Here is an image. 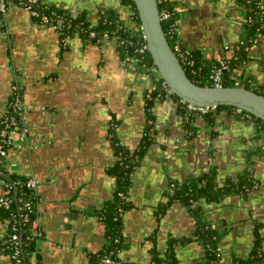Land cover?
Here are the masks:
<instances>
[{
	"label": "crops",
	"instance_id": "obj_1",
	"mask_svg": "<svg viewBox=\"0 0 264 264\" xmlns=\"http://www.w3.org/2000/svg\"><path fill=\"white\" fill-rule=\"evenodd\" d=\"M69 17L92 25L111 16L130 25L122 0H46ZM177 36L205 62L232 54L243 31L240 0H173ZM264 3V0H263ZM228 46V49L226 48ZM116 44L96 45L79 36L63 43L25 9L13 6L0 35V118L11 97L12 66L20 72L28 133L11 149L5 168L38 181L34 189L36 264H91L108 243L101 211L117 189L112 169L118 156L110 134L132 152L146 131L151 142L129 173L121 213L122 244L114 264H212L195 235L190 207L170 200V183H204L215 168L219 185L236 180L246 167L258 186L216 202H200L218 246L232 259L264 264V154L253 122L220 111L211 124L186 116L164 96L148 105L150 77L120 58ZM264 26L247 49V59L230 76L264 86ZM241 82V83H242ZM192 117V118H190ZM135 163V162H134ZM7 220L0 216V238ZM258 255L259 259L254 256ZM0 256V264H9Z\"/></svg>",
	"mask_w": 264,
	"mask_h": 264
},
{
	"label": "trees",
	"instance_id": "obj_2",
	"mask_svg": "<svg viewBox=\"0 0 264 264\" xmlns=\"http://www.w3.org/2000/svg\"><path fill=\"white\" fill-rule=\"evenodd\" d=\"M126 8L128 9V15H132V20L134 24L139 25V17L137 10L135 8L133 0H122ZM244 6L245 10V19L247 16H251L253 23L249 24L247 21L244 22L243 31L238 40L237 44L233 47L232 54L229 56H225L228 59V67L222 73V85L223 86H234L235 83L230 79V76L234 74L235 67L247 59V49L250 47L253 40H255L256 36L261 32L262 27L259 25V14L255 7V2L257 0H240ZM164 4L158 2V10L161 12L163 9ZM165 7L168 8L171 12L174 8L173 0H166ZM105 19L106 23L102 24V20ZM73 21H83L84 18H76ZM131 20V23H132ZM176 20V14L172 12L170 17L168 18H161V27L166 36V39L173 49V51L178 54L177 50L175 49V45L181 49H188L182 41L177 36V27L174 24ZM100 23L95 26V29H114L117 30L119 38H123L124 42L121 44H117L116 49L119 53L120 58L125 59L127 62H131L133 65L140 67L142 70L145 68L148 69L153 65L151 56L148 51H144L140 53L137 51L138 47L142 43V36L139 32L135 31L133 27H129L128 25L124 24L123 22H119L115 20L111 16H106L101 19ZM126 25V26H125ZM175 27V31H174ZM127 29V31H126ZM177 40V41H176ZM189 55L193 57L195 60V66L199 69L198 75H192L189 72L188 67L182 63V67L185 70L187 76L199 85H213L211 82V72L212 70L218 66L217 61L205 62L202 58L201 54L195 49H188ZM145 64L146 66H144ZM145 69V70H146ZM143 72L151 73L150 79L152 77V72L149 70ZM152 80V79H151ZM162 79L159 78L158 80L154 81L156 84L155 89H148L147 94H149L148 98V105L151 106L155 102L156 99L162 98L167 95V91L161 87ZM240 86H244L246 88L252 89L257 93L264 95V86H257L251 87L249 84L244 80L240 83ZM173 100L177 101L178 97L174 94H169ZM235 107L232 105H218L215 107L214 111L204 115L208 124H211L215 115L214 113H218L220 111H227L231 113ZM182 110V109H181ZM246 111L242 110V113ZM250 121L253 122L257 131L259 132V137L264 139V121L255 117L254 115H250ZM192 118V117H190ZM259 126V128H257ZM115 141V140H114ZM117 141V140H116ZM150 134L148 131L143 136V139L140 145L137 147L136 150L130 152L121 144L115 145V153L124 156V158H118L116 165L112 169V173L116 180V192L114 195V199L112 202L104 206L101 211V218L103 219L106 225V234L108 237V243L106 246L99 251L98 253L94 254L91 258V264H96L97 256L101 253H108L111 250L116 249V247L120 248L122 244L121 238V213L126 207V200H125V193L128 185L129 173L134 168L136 162L132 161L129 157V154L140 158L142 154L147 149L148 145L150 144ZM258 150L264 154V149H261L258 146ZM4 159L2 163H0V170L5 172L8 178L11 181H14L16 184L12 189V193L16 197L26 196L28 198L34 197V192L27 189L25 187V181L28 179L27 176L24 175H17L15 173H11L8 170H5L4 167ZM215 168H210V172L206 176V180L204 183H198L195 180H189L184 182L180 185H174L173 189L168 191V196L170 200H179L186 203L190 207V211L193 213L194 218L196 220V230L195 235L197 239L202 243L204 248L205 256L211 260L214 259V252L213 249L218 246V239H219V230L216 227H212L209 225L207 220L204 219L202 214V209L200 202H216L222 199L226 194H230L232 192H240L242 193L243 197H246L248 193L255 188L253 186V181L255 180L253 174L250 170L246 167L242 168L241 171L238 173L236 180H229L224 185H219L216 181L215 177ZM1 192V190H0ZM120 193L124 194V196H120ZM15 215L12 216L11 213ZM23 210L18 208V203L14 201L11 208L5 209L0 207V216L7 220V226L3 237L0 238V241L9 238V236L13 233H17L19 236L20 242V262L16 263L14 259H12L11 249H7L4 254L9 257L10 263L9 264H30V260L32 257L33 251L36 249V236L31 232V228L29 224H26L21 219V214ZM118 238L119 242L115 243L114 239ZM254 258L257 260L258 255L256 254ZM155 264H167L162 263L158 259L156 260ZM230 264H250V261L247 260H240L238 258L233 257L231 259Z\"/></svg>",
	"mask_w": 264,
	"mask_h": 264
},
{
	"label": "built area",
	"instance_id": "obj_3",
	"mask_svg": "<svg viewBox=\"0 0 264 264\" xmlns=\"http://www.w3.org/2000/svg\"><path fill=\"white\" fill-rule=\"evenodd\" d=\"M157 2L163 3L164 7L161 10L160 18H168L172 14L168 8L165 7L166 0H157ZM250 2V0H247ZM19 6L28 11V13L41 25L46 26L54 30L60 37L61 41L64 43L66 38L69 36H79L83 39H86L96 45H102L105 42L113 41L116 45L124 42L123 38H119L117 30L114 29H95V25L90 24L87 20L83 21H73L71 17L67 14L58 10L55 7H52L46 0H0V35L5 31V17L9 9L13 6ZM255 7L259 14V25L260 27L264 26V3L263 0H257L255 2ZM132 15L129 16L130 25L129 27H133L135 31L139 32L142 36V43L138 47L137 51L143 53L147 51L146 41L141 30V26L135 25ZM245 21L249 24L253 23L251 16H247ZM102 24L106 23V20L103 19ZM177 20H175L174 24L176 26ZM126 26V25H125ZM127 31V29H126ZM175 31V27H174ZM177 41V40H176ZM228 49V46H226ZM175 49L178 54L177 57L180 63H184L188 69L190 74L198 75L199 69L195 66V60L191 55H189L188 49H181L178 44L175 45ZM264 61V58H263ZM218 66L215 67L211 72V82L213 85L222 86V73L228 67V59L227 57H219ZM146 66L145 64H143ZM150 72H152V85L150 89H155V82L160 77L156 71L153 70V65L148 68ZM11 73L13 74V83H12V91L11 97L7 103V107L2 117L0 118V163H2L3 158H5L11 149L19 148L23 144H25L26 136L28 133L27 120L25 119V111L29 110L31 107L27 105L24 101L23 89H22V79L20 77V72L16 67L12 66ZM235 85H240L242 81L239 79L233 80ZM161 87H163L167 91L168 96L170 93L166 83L162 80ZM147 98H149V94H147ZM177 106L182 109L183 113L186 116L189 115H199L204 116L212 111H214L215 106H200L195 105L184 100L178 99L176 101ZM232 113L235 115H239L246 119H251L248 112L242 113V109L235 107L232 110ZM259 128V126H257ZM260 148L264 149V139L260 144ZM121 152L119 153V156ZM129 157L132 161L136 162L138 158L129 154ZM120 158V157H119ZM124 158L121 156L120 159ZM5 167V165H4ZM5 170H7L5 168ZM16 183L11 181L7 174L0 170V207L9 209L12 204L15 202L18 203V208L23 210L21 214V219L24 223L29 224L31 228V232L36 236V242L41 237L40 231L36 227V217H35V207H34V197L28 198L26 196L16 197L12 193V189ZM38 185V181L33 177H28L25 181V187L34 192V189ZM253 186L257 187L258 183L253 181ZM174 184L170 183L169 189H173ZM120 196H124V194L120 193ZM239 196L243 199L242 193L239 192ZM12 216L15 214L12 212ZM19 236L17 233H13L9 236V238L0 241V256L4 254L7 249H11V258L15 260L16 263L20 262V242ZM115 243L119 242L118 238L114 239ZM118 247L116 249L111 250L108 253H101L97 256L96 264H114L115 255L118 251ZM35 251V250H34ZM30 260V264H36L33 260V254ZM214 259L212 264H230L231 260L226 257L223 253L222 249L217 246L213 249Z\"/></svg>",
	"mask_w": 264,
	"mask_h": 264
},
{
	"label": "water",
	"instance_id": "obj_4",
	"mask_svg": "<svg viewBox=\"0 0 264 264\" xmlns=\"http://www.w3.org/2000/svg\"><path fill=\"white\" fill-rule=\"evenodd\" d=\"M153 70L178 99L200 106L232 105L264 121V95L240 85H199L192 81L161 27L157 0H133ZM129 19V16H127ZM171 98V97H170ZM172 99V98H171ZM173 103L177 105L176 101Z\"/></svg>",
	"mask_w": 264,
	"mask_h": 264
},
{
	"label": "flooded vegetation",
	"instance_id": "obj_5",
	"mask_svg": "<svg viewBox=\"0 0 264 264\" xmlns=\"http://www.w3.org/2000/svg\"><path fill=\"white\" fill-rule=\"evenodd\" d=\"M91 43H92V42H91ZM136 67H137V66H136ZM137 68H139V70H142L140 67H137ZM145 69H146V68H145ZM145 69H144V70H145ZM144 70H142V71H144ZM147 70H148V69H146L145 71H147ZM145 73H146V72H145ZM146 74H147L148 76L151 75V73H149V72H147ZM149 77H150V76H149ZM151 85H152V83H151ZM151 85H150V88H151ZM155 85H156V84H155ZM150 88H149V89H150ZM110 136H111V139H112V145H113V147H114L115 145L117 146V145L119 144V142L116 141V139H113V135H112V134H110ZM114 140H115V141H114ZM114 149H115V147H114ZM116 154H117V153H116ZM117 156H118V158H119V154H117Z\"/></svg>",
	"mask_w": 264,
	"mask_h": 264
}]
</instances>
